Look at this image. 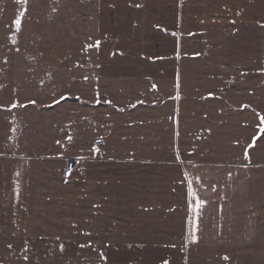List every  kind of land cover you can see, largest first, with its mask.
Masks as SVG:
<instances>
[{
	"label": "rangeland",
	"instance_id": "374dc122",
	"mask_svg": "<svg viewBox=\"0 0 264 264\" xmlns=\"http://www.w3.org/2000/svg\"><path fill=\"white\" fill-rule=\"evenodd\" d=\"M104 1L0 0L1 157L27 156L36 167L71 161L77 180L94 167L93 152L107 163L173 162L177 103L204 158L244 160L242 149L259 143L264 152V0H176L178 13L175 0H154L168 35L145 30V43L123 57ZM47 179L53 202L43 224L75 241L26 242L23 253L1 251L0 264H230L181 249L104 254L107 245L79 242L81 206L55 200L59 179ZM90 217L84 226L95 232Z\"/></svg>",
	"mask_w": 264,
	"mask_h": 264
},
{
	"label": "crops",
	"instance_id": "0c3cea01",
	"mask_svg": "<svg viewBox=\"0 0 264 264\" xmlns=\"http://www.w3.org/2000/svg\"><path fill=\"white\" fill-rule=\"evenodd\" d=\"M153 3L104 1L108 5L101 10L104 16L111 15L119 25L125 20L123 26L111 28L116 29L112 35L113 39L117 36V57H123L120 52L134 53L130 49L143 44L145 30L168 35V26L160 20L164 8ZM173 3L178 13L181 7L176 0ZM181 14L182 25L185 15ZM171 37L178 39L177 35ZM141 59L155 63L161 57ZM174 110L172 133L177 155L173 162L107 163L93 152L97 159L94 167H88L85 176L77 180L67 162L36 167L37 162L27 156H0V252L23 253L26 242L73 239L71 230L49 231L41 218L46 205L53 202L45 190L52 174L59 179L52 193L55 200L59 196L69 207L81 206L79 242L107 245L104 254L117 253L120 248L144 254L153 247L154 251L216 253L230 264H264V152L260 143L242 149L244 160L204 158L208 153L197 145L200 136H195L194 129L188 133L184 129L181 104ZM118 112L124 113L121 108ZM205 132L210 135L211 131ZM256 156L260 160H255ZM83 205L87 209H82ZM87 213L94 216L90 221L95 223V232L84 226Z\"/></svg>",
	"mask_w": 264,
	"mask_h": 264
},
{
	"label": "snow or ice",
	"instance_id": "6c2138e0",
	"mask_svg": "<svg viewBox=\"0 0 264 264\" xmlns=\"http://www.w3.org/2000/svg\"><path fill=\"white\" fill-rule=\"evenodd\" d=\"M19 2L22 3V4H26L27 0H19ZM16 24H17V27H19L20 21L17 20Z\"/></svg>",
	"mask_w": 264,
	"mask_h": 264
},
{
	"label": "trees",
	"instance_id": "16d2710c",
	"mask_svg": "<svg viewBox=\"0 0 264 264\" xmlns=\"http://www.w3.org/2000/svg\"><path fill=\"white\" fill-rule=\"evenodd\" d=\"M68 163V170L72 167V165L74 164L73 162L69 161Z\"/></svg>",
	"mask_w": 264,
	"mask_h": 264
},
{
	"label": "built area",
	"instance_id": "2783aa9c",
	"mask_svg": "<svg viewBox=\"0 0 264 264\" xmlns=\"http://www.w3.org/2000/svg\"><path fill=\"white\" fill-rule=\"evenodd\" d=\"M71 171H76V166H75V165H73V166L71 167Z\"/></svg>",
	"mask_w": 264,
	"mask_h": 264
}]
</instances>
